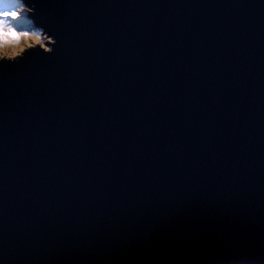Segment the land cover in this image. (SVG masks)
<instances>
[{"label":"water","instance_id":"1","mask_svg":"<svg viewBox=\"0 0 264 264\" xmlns=\"http://www.w3.org/2000/svg\"><path fill=\"white\" fill-rule=\"evenodd\" d=\"M21 2L0 264H264V0Z\"/></svg>","mask_w":264,"mask_h":264},{"label":"rangeland","instance_id":"2","mask_svg":"<svg viewBox=\"0 0 264 264\" xmlns=\"http://www.w3.org/2000/svg\"><path fill=\"white\" fill-rule=\"evenodd\" d=\"M5 1H9V0H4V1L0 0V12L11 11V10L15 9V10H17V12L19 14L18 19H17V21H11L9 18H4V17H0V19H6L9 23L12 24V26L15 28V30L17 32L28 33V39L26 41L23 38H21L19 44L14 45V46H10V48L16 47L18 49H22L21 51L18 52L17 55H20L23 51H25L29 48H32L38 44H41L46 50H48L46 45L48 44V42L51 41V39H48L45 35H43L41 30H39L36 26L32 25L31 21L29 19L26 18L28 24L30 23L31 26H28V25L26 26V24L24 26V24H23L24 22L22 23V21L25 20L24 16L28 17V15H29V11L23 6L22 2H21V4L19 3L20 5L18 6V8L11 9L12 4H8ZM17 5H18V3H16V6ZM34 30H36V31H34ZM33 36L40 38L39 43H37V41L32 38ZM25 45H27V46H25ZM1 57L2 56H0V58ZM11 58H13V57H11Z\"/></svg>","mask_w":264,"mask_h":264},{"label":"clouds","instance_id":"3","mask_svg":"<svg viewBox=\"0 0 264 264\" xmlns=\"http://www.w3.org/2000/svg\"><path fill=\"white\" fill-rule=\"evenodd\" d=\"M13 15H16L15 13ZM21 38L25 41L28 39V33L17 32L13 30H0V56L2 57H14L22 49L11 47L19 44ZM33 39L37 40V37L33 36ZM27 46V45H25Z\"/></svg>","mask_w":264,"mask_h":264},{"label":"snow or ice","instance_id":"4","mask_svg":"<svg viewBox=\"0 0 264 264\" xmlns=\"http://www.w3.org/2000/svg\"><path fill=\"white\" fill-rule=\"evenodd\" d=\"M16 15H13V14ZM18 12L13 9L11 11H4V12H0V17H4V18H9L11 21H15L18 19ZM0 30H13L16 31L15 28L12 26L11 23H9L6 19H0ZM39 37H37V43H39Z\"/></svg>","mask_w":264,"mask_h":264},{"label":"trees","instance_id":"5","mask_svg":"<svg viewBox=\"0 0 264 264\" xmlns=\"http://www.w3.org/2000/svg\"><path fill=\"white\" fill-rule=\"evenodd\" d=\"M4 1V0H3ZM5 2H7L8 4H12V7H11V9H13V8H18V6L21 4V0H9V1H5ZM16 3H18V5L16 6ZM20 3V4H19ZM17 11V10H16ZM24 16V15H23ZM24 18H25V20H23L22 21V23L24 24V26H25V24H26V26L28 25V26H31L30 25V23L28 24V22H27V19H29V17H25L24 16ZM27 18V19H26ZM15 21H17V20H15ZM34 31H36V30H34Z\"/></svg>","mask_w":264,"mask_h":264}]
</instances>
